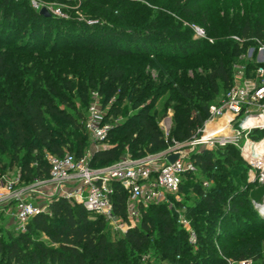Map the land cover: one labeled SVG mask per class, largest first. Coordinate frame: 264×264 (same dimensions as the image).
<instances>
[{
	"label": "trees",
	"instance_id": "1",
	"mask_svg": "<svg viewBox=\"0 0 264 264\" xmlns=\"http://www.w3.org/2000/svg\"><path fill=\"white\" fill-rule=\"evenodd\" d=\"M146 1L154 5L163 0ZM181 1L171 2L172 7L180 8L171 14L159 8L162 6L139 8L132 0H81V12L86 19L78 23L51 15L45 17L33 10L28 16L19 7L24 2L0 0V118H5L8 124V129L0 130V150L10 141L11 161L15 163L20 148H27L32 154L36 151L34 144L38 143L55 157L64 156V148H68L69 154L80 160L85 157L84 139L77 136L75 144L66 142L61 133L65 135L68 127L86 130L58 108L59 104L67 103L58 78L64 79L66 91L72 90L68 77L78 79L81 85L85 81L88 88H93L96 80L111 86L120 82L128 85L130 79L125 78L122 69L109 67L98 57L182 61L208 52L212 56L200 61L205 74L194 71L188 78L184 74L179 78L182 83L171 90L173 118L166 137L149 116L147 106L138 108L120 126H112L111 122L122 114L112 105L104 119L111 129L106 139L96 144L99 149L91 154L89 166L107 167L125 154L141 159L148 152L166 150L172 142L189 141L207 120L209 106L230 88L232 58L245 52L248 45L255 49L257 44L264 45V0L235 2L231 6L237 7L236 19L223 14L219 25L212 24L207 11L198 12L195 0ZM11 7L14 11L9 16ZM22 22L26 28L21 26ZM195 25L201 26L207 36L212 35L214 41L210 45L206 38L194 37ZM231 30L238 32L242 43L232 44L231 59L225 62L226 52L223 53L220 44L229 43L225 38ZM31 53H40V58H32ZM27 63L37 67L34 80L41 78L47 90L35 87L33 82H24L27 72L23 66ZM140 79L136 76L130 89V96L136 95L137 105L148 95L150 87V83H141ZM179 80L176 78V82ZM152 88L155 90V86ZM47 117L63 123L60 132L50 129ZM116 131L123 134L116 144H110ZM192 158L196 170L183 175L177 197L181 194L188 198L186 191H191L196 197L194 206L184 207L168 196L171 208L166 203L148 206L136 228L111 241L103 233L107 222L102 217L91 215L82 205L66 199H52L45 211L30 219L24 232L0 234V264H137L135 254L149 246L155 231L149 213L158 221L159 260L172 261L171 264H226V259L258 261L257 254L264 251V215L249 197L253 187L246 184L247 167L237 148L205 150ZM49 170L46 158L36 154L19 168V177L21 182L42 181L49 177ZM196 175L204 179L203 184ZM3 176L0 173V178ZM112 187L114 213L125 218L126 194L118 185ZM183 210L195 236L194 245L189 242L190 232L176 220ZM41 237H46L50 244ZM235 241L232 250L229 245Z\"/></svg>",
	"mask_w": 264,
	"mask_h": 264
},
{
	"label": "built area",
	"instance_id": "2",
	"mask_svg": "<svg viewBox=\"0 0 264 264\" xmlns=\"http://www.w3.org/2000/svg\"><path fill=\"white\" fill-rule=\"evenodd\" d=\"M195 38H204L201 29L193 27ZM237 43H242L235 38ZM248 64L254 65L252 69ZM208 118L191 139L184 143L172 142L164 150L165 163L150 166L148 163L132 161L112 164L103 168H91L90 156L76 160L72 155L62 157L49 156V177L35 181L34 185L51 186L54 200L60 198L82 205L91 215L100 216L106 222L117 225L125 233L140 223L141 209L150 205L168 202V196L177 197L182 177L185 173H194L196 168L193 156L203 151L233 146L247 167L246 184L264 186V45L248 48L245 64L236 66L232 71L230 88L208 108ZM102 107L92 105L87 110L84 128L96 144L104 141L111 126L104 121ZM256 132L262 136L256 137ZM176 155L174 163H168L169 155ZM20 177L0 178V203H14L13 219L18 231L24 232L27 223L35 215L46 210L23 200L24 191L20 188ZM118 185L126 194L125 218L115 215L111 196L112 185ZM33 185V186H34ZM32 187V186H31ZM50 202V201H49ZM254 207L264 215V194L260 201H253ZM186 224V222H183ZM190 232L189 242L195 244V236ZM226 264H256L252 259L231 260Z\"/></svg>",
	"mask_w": 264,
	"mask_h": 264
},
{
	"label": "rangeland",
	"instance_id": "3",
	"mask_svg": "<svg viewBox=\"0 0 264 264\" xmlns=\"http://www.w3.org/2000/svg\"><path fill=\"white\" fill-rule=\"evenodd\" d=\"M17 2H24L19 4V7L24 10L23 13L31 14L30 10L35 12H40L42 9H45L51 16L55 18L61 19H69L74 22H82L86 18L82 14V4L81 0H61V1H52V0H15ZM140 0H132L135 3L134 6L142 7V5L147 6L149 9H156L159 6L164 11H168L171 14L176 10L180 11V8L172 7L171 2L174 0H163L155 3L154 5L148 4L146 0H141V4L138 3ZM185 0L181 2L184 3ZM235 2H239V0H195L196 6L198 8V12L201 13L202 11H207L210 21L213 25H219L220 20L223 14H227L229 19H236L237 16V7L231 6L236 5ZM138 4V5H136ZM165 8H164V7ZM13 7H11L8 15L11 16L13 13ZM243 10H239L238 13L241 15ZM89 25L92 22L87 21ZM22 27L26 28V24L23 22L21 23ZM193 27H197L202 30L201 26L195 25ZM203 31V30H202ZM204 33V31H203ZM224 35V32H222ZM230 35L226 36V40L229 41L228 44L225 46L221 45L223 53V59L226 62L227 60L231 59V54L233 53L232 44L236 42L235 38H238V32L236 30H231ZM21 33L19 34V39L21 38ZM204 38L208 40V44L210 45L214 39H212V35L209 33L208 36L204 33ZM253 46V45H252ZM208 48V47H207ZM251 48V45H248L247 49ZM243 51L238 57L232 58V71L236 66H241L245 64V56L246 52ZM207 50H210L209 48ZM30 56L32 58H36L40 56V53H31ZM212 54L205 52L197 58H192L188 60H172L168 58H159V59H150L144 57H127V58H109L108 56H99L98 60L113 68L122 69L125 72V78L130 79L128 85H124L123 82L116 84L115 86H111L110 84L104 83L101 80L95 81V86L93 88L86 87V82L83 81L84 85H81V82L78 79H73L72 77H68L67 81L71 83L72 90L66 91L64 79L62 77L58 78V82L62 84V94L67 97L66 104H59L58 108L65 113L69 114L77 124H82L84 126L87 110L90 106L96 105L98 107H102L104 112L108 110L112 105L115 108H119L121 110V116L118 119L113 120L111 122L112 126H120L121 124L125 123L129 118L135 115L138 108L147 106L148 107V114L152 117L155 122L160 127L163 135L166 137L169 132V128L171 126V120L173 118V113L170 110L171 101L170 96L172 93V89L177 88L180 83H182V79L179 78L185 76L191 77L192 73L195 71L198 74H205L204 69L201 66V60L206 57H211ZM40 58V57H39ZM16 68V64L13 65ZM23 68H26L25 71L27 72L25 75L24 82L34 83L35 87L42 88L41 90H47L46 87L41 83V78L38 80L35 79V73L37 67L30 66L29 63L25 64ZM18 69H20L18 67ZM52 70V69H51ZM136 76H140L141 83H150V87L148 89V95L143 97L139 104L135 103L136 95L130 96V89L133 84V80ZM176 78L179 80L176 82ZM38 81V82H37ZM53 81H55L53 79ZM155 86V90L152 88ZM141 86L139 87V89ZM47 92V91H46ZM122 99H121V97ZM47 124L49 125L52 131L56 130L60 132L61 126L63 123L58 122L56 123L54 120H51L47 117ZM111 126V125H110ZM2 128L8 129V124L5 118H0V130ZM69 128V127H68ZM62 134L63 140L65 139L66 142L74 143L76 137H80L85 141V148H84V156L89 157L91 154L96 151V148L92 142V140L86 135V131L81 128V131L68 129ZM73 134V135H72ZM122 131H116L114 135L111 137L110 144H113L118 141V139L122 136ZM256 137L262 136L261 132H256ZM114 140V141H113ZM70 145V144H69ZM34 146L36 147V151L32 154H29L27 148H20L16 154L15 163L11 161V145L10 141L5 142L4 148L0 150V173H3L4 176H8L9 178L18 177L19 176V168L24 163L30 162L34 155L40 154L43 155L44 158L49 156H53L50 152L46 149L42 148L38 143H35ZM70 148L73 149L70 145ZM65 154H69L70 150L68 148H64ZM164 151L162 152H148L146 155L141 159H132L129 155L125 154L119 158V160L115 163H130L132 161H143L148 163L150 160L155 161L150 166H160V164L165 163L164 160ZM197 181L203 184V178L196 175ZM35 181H28L24 180L19 184L20 188H28L24 191V195L22 197L23 200L32 202L34 205L39 204L41 207L45 206L54 198V193L51 186H43V185H34ZM34 185V186H33ZM204 185H206L204 183ZM32 186V187H31ZM188 198H184L183 195H179L178 198H174V201H178L184 207L186 206H194L196 203V197L194 193L191 191H186ZM264 194V186L256 185L253 186L249 197L253 201H260ZM169 208L172 207L170 200L166 203ZM10 207V212L8 213L7 217L2 218L0 215V234H5V232H11L13 235L17 234V226L14 222L11 224L10 220L14 214V203L8 205ZM146 209H141V214ZM148 210V209H147ZM146 210V211H147ZM150 212V211H148ZM182 212H186L185 210L180 211L178 216L176 215V220H178L179 226L184 230L188 231L191 230L190 221L187 218V214H183ZM152 217L153 224L155 226V231L151 236V242L149 246L143 249L141 252L136 253L135 255L138 257L136 260L137 264H171L172 261H166L165 259L159 260V226L156 216L153 213H149ZM183 222H186L184 224ZM10 223V224H9ZM139 225V224H138ZM105 237L108 240H117L122 237L123 232L117 228V225L106 223L105 228L103 230ZM41 239L49 243V240L46 237H41ZM155 241H152L154 240ZM174 244V241L170 243V246ZM237 241L231 243L230 249H235ZM259 256V260L256 261V264H264V251L262 250Z\"/></svg>",
	"mask_w": 264,
	"mask_h": 264
},
{
	"label": "crops",
	"instance_id": "4",
	"mask_svg": "<svg viewBox=\"0 0 264 264\" xmlns=\"http://www.w3.org/2000/svg\"><path fill=\"white\" fill-rule=\"evenodd\" d=\"M11 203H13V202L2 201L0 203V215L2 218H5V217H7V215H9L8 213L10 212V207H8V205H10ZM10 221H11L10 222L11 224H13L15 222L13 219V216H12V219Z\"/></svg>",
	"mask_w": 264,
	"mask_h": 264
},
{
	"label": "water",
	"instance_id": "5",
	"mask_svg": "<svg viewBox=\"0 0 264 264\" xmlns=\"http://www.w3.org/2000/svg\"><path fill=\"white\" fill-rule=\"evenodd\" d=\"M40 14L41 15H43V16H45V17H49L50 16V14L45 10V9H42L41 11H40ZM176 159H177V156L176 155H174V154H172V155H169L168 157H167V162L168 163H174L175 161H176ZM264 206H262V208H263ZM264 209V208H263Z\"/></svg>",
	"mask_w": 264,
	"mask_h": 264
}]
</instances>
